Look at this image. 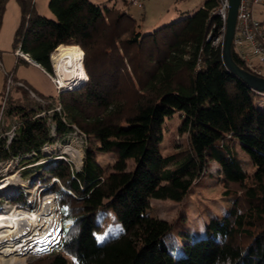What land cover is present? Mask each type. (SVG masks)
Listing matches in <instances>:
<instances>
[{
  "label": "trees",
  "instance_id": "1",
  "mask_svg": "<svg viewBox=\"0 0 264 264\" xmlns=\"http://www.w3.org/2000/svg\"><path fill=\"white\" fill-rule=\"evenodd\" d=\"M8 2L0 0V29ZM17 2L21 19L13 53L30 56L50 76L51 56L61 45L79 47L82 56H92L89 81L78 89L48 99L32 98L28 92L27 104L11 102L4 109L17 131L9 146L1 137L0 163L32 153L37 160L45 145L64 141L75 129L87 137L80 171L63 161L46 170L71 192L56 185L52 189L74 222L64 232L62 252L40 262L264 264V111L256 99L261 94L233 76L221 48L207 41L220 27L211 19L216 0H209L193 17L146 35L137 31L134 18L109 4L50 0L55 19H48L37 13L33 0ZM180 24L184 28L176 33ZM20 61L29 64L18 57ZM59 105L61 113L38 117ZM176 114L188 145L164 156L165 122ZM49 120L56 136H51ZM100 154L114 155L116 162L103 167ZM209 160L219 167L225 195L234 193L232 206L225 215L209 218L202 238L194 237L179 220V234L189 243L175 256L170 250L181 245L174 226L150 216L151 201L183 200L208 171ZM13 203L30 208L22 196ZM109 212L121 231L100 243L95 234L102 231Z\"/></svg>",
  "mask_w": 264,
  "mask_h": 264
},
{
  "label": "rangeland",
  "instance_id": "2",
  "mask_svg": "<svg viewBox=\"0 0 264 264\" xmlns=\"http://www.w3.org/2000/svg\"><path fill=\"white\" fill-rule=\"evenodd\" d=\"M124 1L128 3L127 6L124 5ZM134 1L135 0H116L108 6L111 8L115 6L118 13L122 14L126 12L129 16L134 18L137 21V31L146 35L167 25L179 22L180 20L193 17L209 0H138L142 5L141 7L134 5ZM36 2L37 4L35 0H33L35 9L39 15L48 19H55V16L49 8L50 0H38ZM258 18L263 23L264 28V11L259 13ZM20 19L21 8L19 3L17 0H9L3 24L0 29V114L2 113L3 115L2 117L0 115V134L3 135L14 125V120H7L4 112L8 103L27 104V102H29L26 100L28 92H30L32 98H36L37 95V98L41 97L44 99L50 97L55 98L58 97L61 92H66V89H62V87L58 85V75L52 56L51 63L54 75L50 77L35 65L30 63L25 64L22 61L18 64V56L13 53V44ZM183 28L184 24L176 26V33L180 32ZM170 40L171 39H167L165 41L170 42ZM84 53L82 56V59L84 58V64L82 62V66L83 68L85 67L88 75V71L92 69V56L85 53L84 57ZM24 55L25 54L22 53L23 59L26 58ZM8 78L13 79L16 82L15 85L9 87ZM88 81L89 75L87 82ZM20 85H22V87H20ZM256 99L257 106L264 111V95H258ZM57 108L61 109L60 105L57 106ZM9 125L11 126L10 128ZM179 125V114H176L173 118L165 122V136L163 144L161 145V152L164 156L173 155L185 149L188 145L187 136L179 132ZM54 134V136H56V133ZM86 142L87 137L79 130L75 129V132L70 134L64 141L44 146L45 148L43 147L40 152L41 157L37 160L34 159L37 153H32L26 155L22 159L10 160L0 164V183L10 177H14L13 181H7L5 183V188L2 189V186L0 187L1 215L11 210H22L15 209L14 207H16V204L13 203L16 198L20 196L30 205V210H32V208H35L37 211L40 210L46 201L54 202L56 209L54 214L55 221L53 224L48 228L45 226L46 229L43 228V230H41V235H45L52 231L53 234L48 239H42L38 246H35L29 253L22 256L20 258L21 262L16 264H44L40 262V259L50 256L55 252H62L64 232L71 228L74 221L73 218L69 216L68 206H63L58 194L52 191L55 185L63 190L67 189L59 179L48 175L46 170L54 166L56 162L63 161L69 164L73 170L80 171L83 165V158L87 145ZM59 144L73 147L72 153L74 158L60 149L54 153L47 154L46 148L49 149L51 146H58ZM240 155L248 159L241 151ZM98 161L103 167H111L116 162V157L111 154H100L98 155ZM218 172V165L210 161L206 174L201 177L198 183H195L192 191L183 200L151 201L150 216L166 220L174 226L173 233L181 247L176 250L170 247V251L173 255L177 256L178 254H182L184 247L189 243L179 234L180 229L176 224L179 220H184L189 233L194 237L202 238L207 234L205 226L209 218L214 215L223 216L230 210L234 200V193L230 196L225 195L226 189L221 183ZM42 177L48 179L49 183L44 184V182L41 181V179H43ZM44 191L48 192L44 194ZM68 192L71 193L70 191ZM238 196H240V194H238ZM120 231L121 227L116 217L113 213L109 212L108 220L104 223L102 231L95 235L97 240L98 237H104L102 241L98 240V242L101 243L109 236L117 235ZM7 259L8 258L0 255V264H10L7 263Z\"/></svg>",
  "mask_w": 264,
  "mask_h": 264
},
{
  "label": "bare ground",
  "instance_id": "3",
  "mask_svg": "<svg viewBox=\"0 0 264 264\" xmlns=\"http://www.w3.org/2000/svg\"><path fill=\"white\" fill-rule=\"evenodd\" d=\"M52 58L58 75V85L62 89L70 90L87 81L82 66V52L78 47L61 45ZM26 59L29 60L28 57ZM59 149L74 158L73 147L67 145L51 146L49 149L46 148V152L51 154ZM13 179L14 177H10L1 182L0 187L5 188V183L7 181L11 182ZM55 210L54 202L46 201L38 211L22 209L11 210L3 215L0 214V255L8 258L7 263H20L22 256L38 246L42 239H48L53 234L52 231L41 235V230L53 224Z\"/></svg>",
  "mask_w": 264,
  "mask_h": 264
},
{
  "label": "built area",
  "instance_id": "4",
  "mask_svg": "<svg viewBox=\"0 0 264 264\" xmlns=\"http://www.w3.org/2000/svg\"><path fill=\"white\" fill-rule=\"evenodd\" d=\"M134 5L139 7L142 6L136 0L134 1ZM229 9L230 0H216V7L211 12V19L216 18L220 24V27L217 35L213 36V33H211L207 39L208 42H212L214 47L221 48L222 57L225 35L227 31ZM263 11L264 0H241L238 9L237 24L232 50H234L236 56L243 62L250 73L264 78V28L263 23L258 18L259 13ZM213 29H217L216 23L213 25ZM16 54L17 56L22 57V53L20 51L16 52ZM8 85L11 87L15 85V83L10 79L8 81ZM259 94L264 95V93ZM53 112L61 113V109L56 108L52 111L42 112L38 115V117H45L47 115L51 117ZM0 115L1 117L3 116L2 113ZM49 127L51 135L53 134L52 136H54V133H56V128L50 120ZM16 131L17 126L13 125V127H11L9 131L5 132L4 135L0 134V139L1 137L4 138L7 142V146H9L16 136ZM14 208L24 209L22 207H18L17 205ZM32 210H35V208H32Z\"/></svg>",
  "mask_w": 264,
  "mask_h": 264
},
{
  "label": "water",
  "instance_id": "5",
  "mask_svg": "<svg viewBox=\"0 0 264 264\" xmlns=\"http://www.w3.org/2000/svg\"><path fill=\"white\" fill-rule=\"evenodd\" d=\"M240 2L241 0H230V9H229V16H228V21H227V31L225 35V43H224V50H223L224 65L233 76H235L238 80L242 81L249 88H251L257 93H264V78L258 77L242 69L233 59L232 48H233V40L235 36L237 15H238V9H239ZM27 57L29 58V60L27 61H30L36 64L30 58V56L27 55ZM77 88L78 87H74L73 89L65 90V91H71Z\"/></svg>",
  "mask_w": 264,
  "mask_h": 264
},
{
  "label": "crops",
  "instance_id": "6",
  "mask_svg": "<svg viewBox=\"0 0 264 264\" xmlns=\"http://www.w3.org/2000/svg\"><path fill=\"white\" fill-rule=\"evenodd\" d=\"M36 1H38V0H35V3L37 4V2ZM43 1H49V0H43ZM91 2H93L94 4H98V5H102V4H112L114 1H116V0H90ZM117 1H119V0H117ZM136 1H138V0H136ZM16 54V53H15ZM17 55V54H16ZM19 57V56H18ZM24 57H27L26 55L24 56ZM23 58V57H22ZM25 59V61H27L26 60V58H24ZM28 63H30V64H32V65H35L36 67H38L39 69H41L44 73H46L45 71H44V69L41 67V66H39V65H36V64H34V63H32V62H30V61H27ZM47 75V74H46ZM49 77H50V75H48Z\"/></svg>",
  "mask_w": 264,
  "mask_h": 264
},
{
  "label": "snow or ice",
  "instance_id": "7",
  "mask_svg": "<svg viewBox=\"0 0 264 264\" xmlns=\"http://www.w3.org/2000/svg\"><path fill=\"white\" fill-rule=\"evenodd\" d=\"M103 238H104V237H102V236H101V237H98V240H99V241H102Z\"/></svg>",
  "mask_w": 264,
  "mask_h": 264
}]
</instances>
